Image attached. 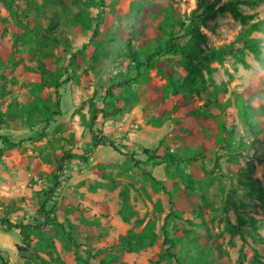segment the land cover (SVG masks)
<instances>
[{
    "label": "rangeland",
    "instance_id": "rangeland-1",
    "mask_svg": "<svg viewBox=\"0 0 264 264\" xmlns=\"http://www.w3.org/2000/svg\"><path fill=\"white\" fill-rule=\"evenodd\" d=\"M227 1L247 0H204V4L196 0H8L9 7L0 0V50L6 46L14 55L13 65L0 67V219L35 226L36 218L41 224L45 201L44 210L54 207L56 221L65 227L64 234L51 227L31 233L25 243L17 232L0 226V252L7 264L25 263L19 248L29 252L36 264H43L42 260L46 264H76L79 258L97 264L102 244L108 245L106 254L119 256L125 264H150L154 255L164 251L165 222L167 238L177 235L180 240L172 252L182 264H255L256 260L264 264V68L253 55L246 52V65L229 58L222 64H211L210 76L205 73V91L192 97L200 135H174L169 122L153 127L151 122L161 119V105L148 103L146 83L130 88L129 104L121 116L97 118L92 132L113 147L101 144L93 148L86 125L94 94V100L100 102L108 87L136 75L126 48L136 17L147 12L149 24L144 42L135 39L132 43L141 60L159 41L180 38L179 42H186L188 37H183L180 24L186 26L190 18H199V31L207 38L199 45L204 53L230 45L242 48L243 32L264 19V0H254L250 6L240 3L239 20L227 11L216 13ZM94 30L98 32L96 40L92 39ZM249 38L258 40L264 54V33H251ZM89 42L90 51L84 53L80 68L68 67L71 54ZM159 60L147 78L161 93L165 85L161 72L171 70L179 81L185 73L175 59ZM19 66L45 77L46 84L36 97L31 93L32 80L18 74ZM64 68L70 72L66 81ZM56 78L58 91L53 85ZM249 89L257 93L245 98ZM216 92L221 108L211 97ZM33 103L37 109L28 115L26 110ZM46 106L59 113L49 118V125L43 122L50 116ZM246 106L256 111L252 114L255 135L242 117ZM2 138L18 146L10 148ZM160 142L180 154L204 153L205 160L177 168L156 161L140 165L129 160L131 156L136 162H146L139 148L153 150ZM67 153L88 157L64 166L60 177L64 183L54 189L57 198L46 203L54 161ZM218 158L219 171L208 174ZM145 172L162 182L165 191ZM180 174L189 179L192 190L184 211L167 219L165 193L174 196L183 192ZM246 179L251 180V186L243 185ZM123 193L127 197L125 208ZM139 222L140 229L153 225L152 246L138 253L110 249ZM206 235L216 241L219 251ZM93 255L97 259H92Z\"/></svg>",
    "mask_w": 264,
    "mask_h": 264
},
{
    "label": "trees",
    "instance_id": "trees-1",
    "mask_svg": "<svg viewBox=\"0 0 264 264\" xmlns=\"http://www.w3.org/2000/svg\"><path fill=\"white\" fill-rule=\"evenodd\" d=\"M9 7L8 0H2ZM198 4H204V0H196ZM241 4L250 6L254 3V0H247L245 2H240ZM237 1H227L224 3L216 13H222L227 11L230 13L234 20H239L242 18L240 11L238 10V5H240ZM147 10V9H146ZM147 12L141 15L139 18L136 17L134 23L132 24V30L128 34V40L126 41L127 48V57L132 65H134L136 75L133 78L126 79L119 84L112 85L107 88L105 92V96L103 99L99 101H95V94L89 100V120L87 128L91 132V141L92 147L96 148L101 144H109L113 147V143L109 140L98 137L92 132V128L97 121V118L100 116L102 118H110L121 116L123 114L124 109L129 104V94L130 88L135 84L146 83L148 85V103L150 102H159L161 105L160 111V120H154L151 122L153 127H159L164 122H169V127L172 129V134L179 136H196L200 135V131L198 129V116L197 111L193 107L192 97L197 96L205 91L206 89V79L205 73L210 76L213 72L211 68V64L218 63L222 64L227 59H233L238 64L246 65L245 62V54L248 52L253 55L258 62V64L264 68V54L257 46L258 40L249 38L251 33H264V19L250 24L246 31L243 32V46L242 48H235L233 45L227 47H219L217 49L213 48L209 52L204 53L199 45L204 43L207 38L204 34L199 31L198 25L196 23V19L199 18H190L187 20L188 24H180V28L184 27V36L188 37V40L184 43L179 42L180 38H169L158 42L157 48L153 52H147L144 55L143 60H141V54L134 52L132 50V43L137 39L140 43H143L147 34H149V24L147 21ZM208 18V17H207ZM207 18L203 19V24L206 23ZM90 28V26H89ZM93 38L97 39L98 32L94 30ZM91 42L88 45L82 46L78 51L71 54L68 60V67L72 69H79L82 63V58L84 53L89 52ZM14 55L11 51L3 46L0 50V67H4L7 64H14ZM170 57L175 59L176 64L180 67L185 75L182 80L179 81L176 77V73L171 70H165L160 74L165 80V85L163 90L160 92L156 91V88L148 83L147 73L153 70H156L161 58ZM63 74L66 75L64 81L69 79L70 72L67 68H64ZM17 72L20 76L24 77V79H31V93L32 96L36 97L37 92H39L42 87L46 84V79L42 74H37L34 71L26 70L24 66H19ZM61 77V76H59ZM54 87L56 91L60 89V83L56 78L54 81ZM257 93V90L249 89L244 93L245 98H249L251 95ZM219 94L216 92L215 95L211 96L213 99V103L218 107H222L221 98L218 96ZM59 96V94H58ZM170 96V97H169ZM169 97V98H168ZM168 98V99H166ZM206 103H209L207 101ZM103 104V107L100 105ZM59 108V105L57 104ZM36 106L33 103L27 110L26 113L28 115H32L36 110ZM46 113H49V117L44 118L43 122L45 125H49V118L54 114L51 112L49 107L44 108ZM256 111L250 109L249 107L242 108V117L245 119L248 128L251 133L255 135V122L252 119V114ZM8 143L10 148H14L18 146V143H10L7 139L2 138ZM142 155L146 157V162H136L133 160L131 156H129V160L132 163L145 165L149 161H156L160 165H169L173 167H179L182 164H191L195 163L198 160H205L204 153L198 154H180L175 151H171L167 147L162 146V142H160L157 147L153 150L139 148ZM86 155L76 156L70 153L62 154L55 163V170L52 172V186L45 192L46 203H50L52 198H57V193L54 194V189H58V186H61L63 183L60 181V177H62L64 173V166L72 161L73 159H82L85 160L87 158ZM219 158L216 160L214 165V170L208 172V174L213 173L215 170L219 171L218 166ZM55 172V174H54ZM145 175L152 181L153 184L159 185L162 187V191H165V187L162 182L156 181L148 172H145ZM70 176L66 177V180L69 179ZM182 179V182L185 184V189L183 192H177L175 195H171L170 192H166L168 199V207L169 214L166 217L169 218H177L181 211H184L186 208L185 200L188 196L191 189V184L189 179L184 175H179ZM250 179L242 180L243 185H250ZM143 197V194L140 192ZM123 199V207H126V193L122 194ZM45 203V201H44ZM41 208V216L44 217L43 222L40 224L39 220L35 219L37 225H29L21 222H12L7 218L0 219V226L4 227L8 232H17L22 242H28L31 233H42L45 232L48 227L59 230L64 234L65 227L56 221L55 208L52 207L49 211L44 210V204ZM127 215L122 212V218L127 220ZM142 222H139L130 229L125 235L118 237L110 246V249H120L125 253H138L139 251L150 247L155 242V235L153 233V225L145 226L140 229ZM166 222L164 223L162 229L164 232L163 237V253H159L154 255L150 259V264H160L165 260H174L175 264H182L179 261L178 256L172 252L176 246L179 244L180 240L177 235L174 236L173 239H168L165 232ZM181 233L180 231H176V234ZM67 239L72 240L70 234H67ZM208 241L212 245L216 251H219V248L216 246V241L210 236L206 235ZM27 249V247H26ZM108 249L107 244H102L97 250L98 261L97 264H125L121 262L119 256L106 254V250ZM19 255L21 258H24L26 261L24 264H36L32 256L28 254L26 250L23 248L18 249ZM96 256H91L92 259ZM257 259V258H256ZM0 262L1 264H7V261L4 260L2 256V252H0ZM76 264H91L88 260H83L82 258L76 259ZM255 264H260L258 260L255 261ZM43 264H46L42 260Z\"/></svg>",
    "mask_w": 264,
    "mask_h": 264
}]
</instances>
